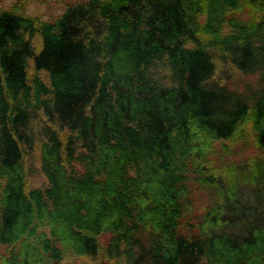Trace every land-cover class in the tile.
Here are the masks:
<instances>
[{
	"label": "trees",
	"instance_id": "obj_1",
	"mask_svg": "<svg viewBox=\"0 0 264 264\" xmlns=\"http://www.w3.org/2000/svg\"><path fill=\"white\" fill-rule=\"evenodd\" d=\"M64 3L0 6V264H264V0Z\"/></svg>",
	"mask_w": 264,
	"mask_h": 264
},
{
	"label": "rangeland",
	"instance_id": "obj_2",
	"mask_svg": "<svg viewBox=\"0 0 264 264\" xmlns=\"http://www.w3.org/2000/svg\"><path fill=\"white\" fill-rule=\"evenodd\" d=\"M15 0H0V6H8ZM65 0H24L25 8L30 13H38L42 16L49 17L57 15L64 10ZM251 150V149H250ZM196 199H199V203L206 199V196L202 193H197ZM247 199V198H245Z\"/></svg>",
	"mask_w": 264,
	"mask_h": 264
}]
</instances>
